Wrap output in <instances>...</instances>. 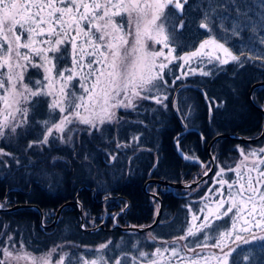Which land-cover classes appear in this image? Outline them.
I'll return each mask as SVG.
<instances>
[{"label": "trees", "instance_id": "16d2710c", "mask_svg": "<svg viewBox=\"0 0 264 264\" xmlns=\"http://www.w3.org/2000/svg\"><path fill=\"white\" fill-rule=\"evenodd\" d=\"M210 2L224 6L217 9V12L228 31L219 27L221 21L217 20L213 33L226 41L234 54L239 55L243 50L246 55L252 56L264 50V44L260 43L264 37V0H234V3L230 0H189V4L185 5L187 26L177 33V43L173 45L178 54L196 50L209 34L200 29L198 24L202 9ZM237 7L240 15L235 11ZM166 11L174 10L170 8ZM234 25L237 26L238 35L232 34ZM179 64L172 61L164 69V80L168 83L161 90V97L167 95L168 98L162 104L148 99L137 101L135 110L116 109L119 123L106 124L100 131H89L88 126L83 124L70 125L69 127L77 129L72 133L73 142L70 144L56 140L49 145L27 149L29 142L39 137V127L18 129L16 136L0 140V147L14 153L19 160L17 164L11 157L0 156L1 203H11L6 206L18 203L36 204L42 208L45 222L51 223L59 207L74 200L79 194L85 221L89 220V216L98 225L109 214L105 229L86 232L81 228L78 209L74 206L64 208L58 223L50 228L43 227L41 213L36 208L1 212L0 246L4 245L7 235L15 242L14 251L20 250L22 242L24 251L34 255H41L57 245H63L62 249L58 248L52 254V264H56L64 253L68 254L65 264H69V257L72 264L80 256L87 260L94 259L96 253L92 250L108 241H112V244L104 250L106 258L124 252L137 255V249L152 253L157 247H169L164 241H171L184 234V229L191 220L187 206L190 205L196 211L205 204H214L216 196L210 194L209 189L219 188L215 183L219 179L216 176L219 168L234 167L241 160L240 148L245 152L264 148V138L253 143L229 138L215 141L212 153L216 168L202 185L171 188L150 183L148 189L161 196L164 206L161 221L153 229L123 232L109 228L114 224V219L124 226H147L153 223L160 202L144 191L145 183L151 178L173 182L198 180L203 174V168H210L212 165L208 145L217 135L234 133L255 137L263 131L264 114L251 103L249 91L254 83L264 81V62L259 59L251 60L240 67L230 61L226 65L206 66L205 69L210 72L208 76L199 72L188 77L191 74L188 71L186 77L182 78ZM70 65L69 57L58 63L57 70ZM28 76L34 81L42 78L43 73L30 69ZM147 95L155 96V90ZM39 99L41 102L34 113L36 118H43L47 110V98ZM254 100L264 108V86L254 91ZM182 131L186 132L179 137ZM133 137L139 139L133 140ZM177 138L182 149L187 154L200 158L204 165L183 160L177 151ZM117 144L127 146L117 147ZM85 156L88 157L87 160ZM54 157L59 158L56 166L51 164ZM4 161H7L6 165ZM223 178L232 180L235 176L227 171ZM206 196L208 199H203ZM105 198L104 203L100 201ZM227 219L225 217L216 223L223 225ZM254 231L257 235H264L260 230ZM153 236L156 237L155 240L151 238ZM185 243L189 241H178L179 245ZM226 243L231 244V240ZM115 245L120 247L116 248ZM133 245H137V248H133ZM212 250L220 251L207 248L201 251V255ZM187 255L192 256L193 253ZM169 256L170 253H165L161 264H168ZM245 256L248 257L247 260L244 259ZM233 258L238 264H264V242L255 241L244 246L242 251L238 249L237 253H233ZM178 262L177 258H173L172 264H180Z\"/></svg>", "mask_w": 264, "mask_h": 264}, {"label": "snow or ice", "instance_id": "6c2138e0", "mask_svg": "<svg viewBox=\"0 0 264 264\" xmlns=\"http://www.w3.org/2000/svg\"><path fill=\"white\" fill-rule=\"evenodd\" d=\"M188 4L189 0H0V140L16 136L18 129L39 127V137L29 142L27 149L56 140L70 144L72 133L77 130L70 125L83 124L89 131H100L106 124L119 123L116 109L135 110L137 101L148 99L162 104L168 98L167 95L161 97V90L168 83L164 80V69L172 60L188 64L193 58L204 55L202 50L210 43L224 54L223 59L219 55L215 57L219 65L231 61L243 67L251 60L264 62V50L252 56L241 50L236 55L225 43L211 36L198 49L174 55L177 33L187 26L185 5ZM223 7L208 3L202 9L198 27L212 33L220 20L219 27L227 32L217 12ZM170 8L174 11H166ZM235 11L241 14L238 7ZM231 31L233 35L239 34L235 25ZM149 41L162 48L150 47ZM260 43L264 44V37ZM69 57L71 65L57 70L58 63ZM30 69L42 71V78L33 81L28 76ZM196 71L192 69L193 73ZM200 74L208 76L210 72L200 70ZM153 90L155 96L147 95ZM42 97L47 98V110L43 118H36L34 110ZM138 139L133 137V140ZM125 146L117 144V147ZM177 148L179 150L178 138ZM0 156L11 157L19 164L14 153L2 147ZM240 156L241 160L234 167H220L216 172L219 179L215 183L220 187L209 189V193L216 196L215 209L205 204L193 211L187 206L191 220L183 235L163 242L169 247H157L152 253L137 249V255L124 252L106 258L104 250L112 244L108 241L92 250L96 259L80 256L75 264H137L138 261L161 264L165 253H170L168 264H172L173 258L180 264H201V261L209 264L211 260H216L217 264H230V261L238 264L233 253L255 241L264 242V235L254 231L264 232V148L248 152L240 149ZM184 158L193 159L187 155ZM58 162L59 158L54 157L51 164L56 166ZM227 171L234 173L235 179H224ZM225 217L228 219L223 225L216 223ZM189 237L192 238L189 243L178 244ZM227 240H231V244L226 243ZM15 246L13 238L7 235L4 245L0 246V264H19L21 260L27 264H52V254L64 247L57 245L46 253L34 255L24 251L22 242L19 251H14ZM132 247L137 248V245ZM207 248L220 251L201 255ZM67 256V253L61 255L56 264H65ZM69 264H72L70 257Z\"/></svg>", "mask_w": 264, "mask_h": 264}, {"label": "water", "instance_id": "95a60500", "mask_svg": "<svg viewBox=\"0 0 264 264\" xmlns=\"http://www.w3.org/2000/svg\"><path fill=\"white\" fill-rule=\"evenodd\" d=\"M262 86H264V81H258L256 83H254L252 85L250 91H249V98H250V101L253 104V106L256 107L260 112H262L264 114V108L261 107L260 105H258L255 102V100H254V91L257 88H260ZM180 119H181L182 124L184 125L185 123H184L183 119L181 117H180ZM187 130L188 129H186V131ZM186 131H183L182 133H180L179 136L183 135ZM220 138H229V139L235 140V141L253 143V142H257L260 139L264 138V127H263L262 133L260 135H258V136H255V137H246L244 135L234 134V133H223V134H219L216 137H214L210 141V143L208 145V153H209L210 160L212 162V166L207 171V175L203 174L202 177L199 180H196L195 182H194V180L190 181V182H173V181L160 179V178H151V179H149L145 183L143 189H144V191L146 193H148L149 195L157 198L159 200V202H160L159 212L157 214V217H156L155 221L152 224L147 225V226H134V225L124 226V225H121L116 219H114V224L110 228V230L120 229L123 232H128V231L145 232V231H149V230L153 229L154 227H156L160 223L162 215H163V210H164L163 200H162L161 196L158 193H154V192L148 191V185L150 183H159L161 185H164L166 187H171V188H192V187H196V186L202 184L203 182H205L212 175V173L215 170L216 160L213 159L215 157H214V155L212 153V147H213V144L215 143V141H217ZM176 146H177V143H176ZM177 151H178L180 157L183 160H185L187 162H194V163H199L201 165H204V162L201 161L200 158L195 157L193 155L187 154L182 149L180 141H179V150L177 148ZM186 155L193 157V159H185L184 156H186ZM67 206H74L75 208L78 209V214L80 216V221H81V228H82L83 231L94 232V231H97V230L105 227V224H106L105 221H103L99 226H96V227H93V228L86 227L85 218H84L83 204L79 201L78 195L75 197L74 200L67 201L66 203L62 204L59 207V209L57 210V213H56L55 220L52 223H50V224H46L44 222V212H43L42 208L40 206L36 205V204L20 203V204H16L14 206H11V207H0V212L1 211H13V210H16V209H19V208H24V207L36 208L41 213V223H42V225L44 227H51V226H54L55 224L58 223V221L60 220L61 213H62L63 209L66 208ZM106 218H107V216H106Z\"/></svg>", "mask_w": 264, "mask_h": 264}, {"label": "rangeland", "instance_id": "374dc122", "mask_svg": "<svg viewBox=\"0 0 264 264\" xmlns=\"http://www.w3.org/2000/svg\"><path fill=\"white\" fill-rule=\"evenodd\" d=\"M117 19H119V18H117ZM210 36H211V37H214V38H215L217 41H219L220 43H225V46L228 47L227 42L224 41V40H222V38H218L217 35L214 34L213 32H212V33H209L208 35H206V36L204 37V39L201 41V43H202L203 41H205V40H208V39L210 38ZM201 43H200V44H201ZM200 44H199V46H200ZM149 46H150V47H154V48L157 49V50H159V49L162 48V45H160V44H155V45H153L151 41H149ZM199 46H198L196 49H198ZM163 50H164L165 53L168 52V49H163ZM190 51H191V50H190ZM190 51H187V52H190ZM193 51H194V50H193ZM202 52L204 53V55H202V56H200V57L193 58L191 61H189L188 64H185L184 61L172 60V61L175 62V63H180L179 66H180V70H181V74H180V77H181V78H182V77H186L185 73L188 72V71H191V74L188 75V77H192L193 74H195V73H199L200 70L208 71V70L205 69L206 66H214V67L219 66L218 62H217L216 59H215V57H216L217 55H219V56L221 57V59L225 58L223 52H222L221 50L217 49L216 46H215L214 44H211V43L208 44V45L202 50ZM174 55H180V54H178L177 51H175ZM182 55H183V54H182ZM210 60H211V63H209ZM181 65H183V66L181 67ZM192 69H196L197 71H196L195 73H193V72H192ZM163 73H164V72H163ZM155 93H156V91H155ZM234 141H235V140H234ZM240 149H243V148H240ZM243 150H244V149H243ZM246 152H248V151L246 150ZM208 168H209L208 166H205V167L203 168L202 173H204ZM215 168H216V166H215ZM212 174H213V173H212ZM203 183H204V182H203ZM203 183H202V184H203ZM202 184H200V185H202ZM219 187H220V186H219ZM82 188H84V187H81V189H82ZM148 191H150V190L148 189ZM153 191H154V190H153ZM77 195H78V194H77ZM77 195H76V196H77ZM76 196H75V197H76ZM106 199H107V198H105V199H103V200H100V201H102V202L104 203V202L106 201ZM215 199H216V198H215ZM214 201H215V200H214ZM80 202H81V201H80ZM4 203H6V204H11L10 202H4ZM6 204H5V205H6ZM208 205H209L210 207H212L213 209H215V203H214V204H213V203H208ZM115 206H116V204L113 205V207H115ZM156 207H157V205H156ZM202 207H203V206H202ZM105 210H107L106 207H105ZM202 214H203V213H201L200 215H202ZM88 219H89V220L86 221L87 224H88V227L97 226V224L95 225V222H96V221L92 220L93 218L90 219V217L88 216ZM201 219H202V218H201ZM46 221H48V219H46ZM47 223H49V222H47ZM100 223H101V222H100ZM100 223H99V224H100ZM195 223L198 225V224L200 223V221H199V220H198V221H195ZM99 224H98V225H99ZM44 228H45V227H44ZM191 240H192V238L189 237V239H188L187 241L190 242ZM118 242H121V243H122V240H119ZM98 247H99V246H96V248H98ZM213 252H217V253H218L219 251H218V250H212V251L208 252V254H211V253H213ZM203 255H204V254H203ZM94 259H96V258H94ZM91 260H92V259H91ZM255 261H257V259H256ZM178 263H180V262H178ZM13 264H16V262H13ZM19 264H27V262L21 260V261H19ZM201 264H204V262L201 261ZM209 264H217V261H216V260H211V261L209 262Z\"/></svg>", "mask_w": 264, "mask_h": 264}]
</instances>
